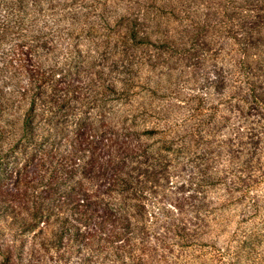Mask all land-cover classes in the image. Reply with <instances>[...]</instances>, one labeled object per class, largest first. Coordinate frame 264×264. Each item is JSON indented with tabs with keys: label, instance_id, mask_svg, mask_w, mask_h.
Wrapping results in <instances>:
<instances>
[{
	"label": "trees",
	"instance_id": "1",
	"mask_svg": "<svg viewBox=\"0 0 264 264\" xmlns=\"http://www.w3.org/2000/svg\"><path fill=\"white\" fill-rule=\"evenodd\" d=\"M263 184L264 0H0L1 246L264 264Z\"/></svg>",
	"mask_w": 264,
	"mask_h": 264
},
{
	"label": "rangeland",
	"instance_id": "2",
	"mask_svg": "<svg viewBox=\"0 0 264 264\" xmlns=\"http://www.w3.org/2000/svg\"><path fill=\"white\" fill-rule=\"evenodd\" d=\"M259 187H261V192L264 193V184ZM215 192L221 193L219 190H216ZM37 231V229L34 231L28 230L27 232L18 234L17 236L4 232L3 237L6 241L3 244L5 246L0 245V249H5V251L9 249V252L4 254V250H0V262L4 258L3 255H13V262L15 264H29V255H32L34 258L42 261L43 264H54L53 261L48 260L50 255H61L62 251L59 250L56 253L43 251V249H41L38 245V239L35 234ZM18 250H22L23 258L21 261H18L17 257L14 256L17 255Z\"/></svg>",
	"mask_w": 264,
	"mask_h": 264
}]
</instances>
